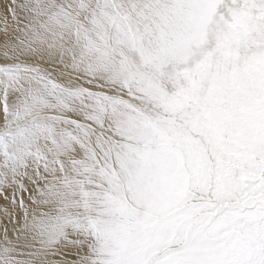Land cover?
Instances as JSON below:
<instances>
[{"label":"snow or ice","instance_id":"obj_1","mask_svg":"<svg viewBox=\"0 0 264 264\" xmlns=\"http://www.w3.org/2000/svg\"><path fill=\"white\" fill-rule=\"evenodd\" d=\"M0 8V264H264V0Z\"/></svg>","mask_w":264,"mask_h":264},{"label":"rangeland","instance_id":"obj_2","mask_svg":"<svg viewBox=\"0 0 264 264\" xmlns=\"http://www.w3.org/2000/svg\"><path fill=\"white\" fill-rule=\"evenodd\" d=\"M7 3V0H0V5ZM0 11H2V8H0Z\"/></svg>","mask_w":264,"mask_h":264},{"label":"bare ground","instance_id":"obj_3","mask_svg":"<svg viewBox=\"0 0 264 264\" xmlns=\"http://www.w3.org/2000/svg\"><path fill=\"white\" fill-rule=\"evenodd\" d=\"M0 27H2V25H0ZM0 203H2V201H0Z\"/></svg>","mask_w":264,"mask_h":264}]
</instances>
